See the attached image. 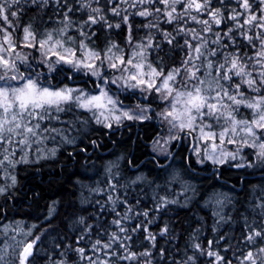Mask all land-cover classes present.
I'll use <instances>...</instances> for the list:
<instances>
[{
  "label": "rangeland",
  "instance_id": "1",
  "mask_svg": "<svg viewBox=\"0 0 264 264\" xmlns=\"http://www.w3.org/2000/svg\"><path fill=\"white\" fill-rule=\"evenodd\" d=\"M18 1L0 0L1 11H7L10 5L16 10L14 4ZM98 1H70V7L77 2L86 15L77 31L71 29L75 18L70 14L61 18L70 25H61L59 19L52 29L45 25V18L50 20L46 16L26 21L23 29L11 21L0 29V192L6 193L15 184L20 163L55 160L94 129L110 133L149 121L159 125L160 131L150 144L151 155L163 160L159 167L165 170L167 180L180 186L175 199L184 206L201 197L197 185L184 179L186 166L191 174L196 171L189 157L197 167L207 168L206 175L231 168L251 178L264 177L260 172L264 170V52L255 51L250 62L255 68L239 72L235 61L230 60V49L219 52L213 45L214 40L222 42L220 34L195 24L181 33L190 41V49L196 51V68H157L156 58L150 57L154 45L150 30L131 27L130 36L122 44L111 37L107 42L92 41L89 17H115L120 1L127 3L124 9L128 10L136 0ZM166 1L151 5L170 10L172 15L176 0L170 4ZM109 3L115 11L105 7L106 13L102 12V5ZM59 8L57 1L56 18ZM162 15L160 12L159 18ZM186 18L183 23H189ZM261 20L258 27L264 26V18ZM230 33L226 31L228 36ZM33 59L45 64V72L62 65L70 69L68 78L83 75L90 85H54L50 83L51 74L41 73ZM180 62L188 61L181 58ZM234 77L244 82L236 83V87L230 83ZM181 145L187 149L186 164L176 157ZM108 159L102 165L105 175L118 171L124 156L112 153ZM146 178L145 174L140 179ZM247 196L249 208L255 209L257 222L264 226V181L248 189ZM233 197L229 186H214L206 190L201 204L222 206ZM8 228L0 225V238L4 237L0 263H8L10 257L18 255V264H25L31 258L25 249L27 241L21 236L9 238L14 236ZM18 229L20 235H27L25 229L23 234L21 227Z\"/></svg>",
  "mask_w": 264,
  "mask_h": 264
},
{
  "label": "trees",
  "instance_id": "2",
  "mask_svg": "<svg viewBox=\"0 0 264 264\" xmlns=\"http://www.w3.org/2000/svg\"><path fill=\"white\" fill-rule=\"evenodd\" d=\"M57 1L58 18L55 0H20L14 4L16 10L11 5L7 11L0 8V29L7 27L8 21L23 29L26 21L45 16L50 18H45V25L52 29L59 19L61 25H70L61 19L70 14L75 18L71 29L77 31L86 18L85 12L77 2L70 7L71 0ZM110 5L105 6L112 9ZM126 5L118 4L115 17H89V34L94 36V43L111 37L122 44L130 36L131 27L137 26L152 33L150 57L156 58L157 68H196V51L190 49L184 33L175 32L195 26L194 20L183 23L187 18L172 13L168 22L165 15L159 18L161 9L156 6L142 8L135 4L127 10ZM3 17L9 19L5 21ZM230 24L239 30L229 36L220 34L223 45L212 40L213 45L219 52L230 49V60L235 61L239 72L245 73L256 67L250 64L255 51L264 52V27H258L259 21L247 14ZM181 58L188 62H180ZM32 62L44 75L51 74L50 83L54 85H90L83 75L77 76L73 71L68 78L70 69L62 65L45 72L42 61ZM261 76L264 78V72ZM241 81L244 82L241 77H234L230 83L237 87ZM159 133V125L153 121L110 133L94 129L55 160L20 163L15 184L6 193L0 192V225L9 227L14 236L9 238L40 240L26 264H264V226L257 222L255 209L249 208L247 196L248 189L257 188L264 177L251 178L248 173L231 168L206 175L207 168L197 167L189 157L196 171L191 174L186 166L184 179L197 185L194 186L201 197L184 206L175 199L180 186L167 180L165 170L159 167L163 160L151 155L150 144ZM112 153L123 155V163L118 171L105 175L102 165ZM176 157L187 163L183 145ZM260 172L264 174V170ZM145 174L148 182L140 179ZM214 186H229L235 197L222 206L201 204L206 190ZM20 227L22 234L25 229L27 235H20ZM3 240L0 238V247ZM17 261L18 255L0 264H18Z\"/></svg>",
  "mask_w": 264,
  "mask_h": 264
},
{
  "label": "flooded vegetation",
  "instance_id": "3",
  "mask_svg": "<svg viewBox=\"0 0 264 264\" xmlns=\"http://www.w3.org/2000/svg\"><path fill=\"white\" fill-rule=\"evenodd\" d=\"M163 1L165 0H136L137 6L135 7ZM172 1L168 0L166 2L170 4ZM172 7V13L177 14L179 18L188 17L194 20V24L202 27L206 26L209 32L216 34H226V31L235 33L239 30V27L230 23L238 20L242 12L246 13L247 11L251 17L257 18L260 22L262 21L261 18H264V0H176ZM160 9L163 16H166L167 21L171 22L170 10L168 11L162 7ZM181 31L184 30L179 29L175 32ZM221 45H223V42H220Z\"/></svg>",
  "mask_w": 264,
  "mask_h": 264
},
{
  "label": "water",
  "instance_id": "4",
  "mask_svg": "<svg viewBox=\"0 0 264 264\" xmlns=\"http://www.w3.org/2000/svg\"><path fill=\"white\" fill-rule=\"evenodd\" d=\"M32 246H33V243H32V242H30V243L27 245V249H26L27 253H30V252L32 251Z\"/></svg>",
  "mask_w": 264,
  "mask_h": 264
},
{
  "label": "bare ground",
  "instance_id": "5",
  "mask_svg": "<svg viewBox=\"0 0 264 264\" xmlns=\"http://www.w3.org/2000/svg\"><path fill=\"white\" fill-rule=\"evenodd\" d=\"M154 119V118H153ZM57 135V134H56ZM189 137V136H188ZM79 139V138H78ZM73 143V142H72ZM62 145V144H61ZM57 149V148H56ZM194 149V148H193ZM47 152V151H46ZM39 156V155H38ZM45 156V155H44ZM35 158V157H34ZM24 161V160H23ZM39 161V160H38ZM120 161V160H119ZM108 162V161H107ZM6 164V163H5ZM104 170V169H103ZM175 176V175H174ZM185 186V185H184ZM5 226V225H4ZM2 229V228H1ZM21 238V237H20Z\"/></svg>",
  "mask_w": 264,
  "mask_h": 264
}]
</instances>
